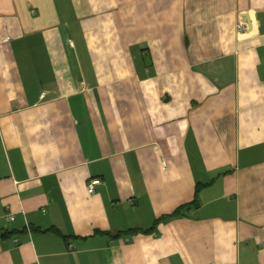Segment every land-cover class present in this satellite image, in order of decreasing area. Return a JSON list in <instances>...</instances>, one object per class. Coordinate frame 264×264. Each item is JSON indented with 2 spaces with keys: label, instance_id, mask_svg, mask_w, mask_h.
Returning a JSON list of instances; mask_svg holds the SVG:
<instances>
[{
  "label": "crops",
  "instance_id": "crops-1",
  "mask_svg": "<svg viewBox=\"0 0 264 264\" xmlns=\"http://www.w3.org/2000/svg\"><path fill=\"white\" fill-rule=\"evenodd\" d=\"M211 262L264 264V0H0V264Z\"/></svg>",
  "mask_w": 264,
  "mask_h": 264
},
{
  "label": "built area",
  "instance_id": "built-area-1",
  "mask_svg": "<svg viewBox=\"0 0 264 264\" xmlns=\"http://www.w3.org/2000/svg\"><path fill=\"white\" fill-rule=\"evenodd\" d=\"M247 28L245 21H240L239 23V29L240 30H245ZM101 183L100 179H91L88 184H87V192L92 195L96 192L97 186ZM15 220L14 215H9L6 218V221L8 222H13ZM210 264H217L216 262H211Z\"/></svg>",
  "mask_w": 264,
  "mask_h": 264
},
{
  "label": "trees",
  "instance_id": "trees-1",
  "mask_svg": "<svg viewBox=\"0 0 264 264\" xmlns=\"http://www.w3.org/2000/svg\"><path fill=\"white\" fill-rule=\"evenodd\" d=\"M196 205V199L193 201V202H191L190 204H187V205H184V206H181V207H179L171 216L172 217H177V216H180V215H182L183 214V212H182V210L184 209V208H189L190 206H195ZM152 229H148V230H145V231H142V232H144V233H148V232H150Z\"/></svg>",
  "mask_w": 264,
  "mask_h": 264
},
{
  "label": "water",
  "instance_id": "water-1",
  "mask_svg": "<svg viewBox=\"0 0 264 264\" xmlns=\"http://www.w3.org/2000/svg\"><path fill=\"white\" fill-rule=\"evenodd\" d=\"M247 21V19H245Z\"/></svg>",
  "mask_w": 264,
  "mask_h": 264
}]
</instances>
